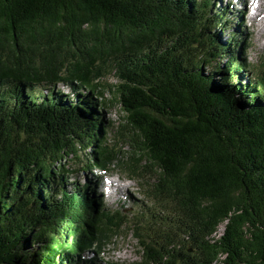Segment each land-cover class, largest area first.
<instances>
[{"label": "trees", "instance_id": "obj_1", "mask_svg": "<svg viewBox=\"0 0 264 264\" xmlns=\"http://www.w3.org/2000/svg\"><path fill=\"white\" fill-rule=\"evenodd\" d=\"M216 2L0 0V264H97L124 227L137 264H264V73L241 80ZM82 152L141 182L137 211L68 182Z\"/></svg>", "mask_w": 264, "mask_h": 264}, {"label": "rangeland", "instance_id": "obj_2", "mask_svg": "<svg viewBox=\"0 0 264 264\" xmlns=\"http://www.w3.org/2000/svg\"><path fill=\"white\" fill-rule=\"evenodd\" d=\"M220 1L222 2L221 6L218 3ZM218 2H216L214 11L222 13V22L225 23V28L223 30L221 27H218L213 31L217 32L224 43L232 39V37L244 43L245 52L243 58H245L246 63L250 67L243 73L241 80L245 82L246 79H249L253 82L258 73H264V36L260 37L258 34V24L260 23L261 25L262 22L251 19L253 8L249 7V5L255 4L253 3L255 0H218ZM240 9H243L247 15L245 12L241 13V15L237 13ZM240 47L239 45L237 50ZM104 82L115 83L116 78L111 74L105 78ZM57 87L64 94H73V90L68 86L58 84ZM97 98L102 103L106 99H113L114 95L107 91L103 97L98 95ZM108 103L110 104V102ZM124 113L123 109L116 102L105 109V117L114 123L112 129L109 130V137L112 140H118L116 130L125 121L123 119ZM88 152H90V149H88ZM85 154V152H82L79 158L73 157L67 160V168L73 170L72 174L70 173L69 175L68 182L86 183L89 176H94L99 180L96 183V190L103 203L112 210L124 207L128 212L137 211L138 206L136 205V201L133 202L130 198L134 196L137 200H144L145 197L141 194L140 190L141 182L130 178L126 171L118 168V166H112L107 171L85 169L84 163L87 162ZM111 180H116L119 187L113 185ZM145 201L148 203L147 200ZM137 241L135 235L124 227L119 235L115 236L101 248L99 254L88 253L85 256L88 258L94 255L97 264H137L141 261V253ZM88 264H92V262Z\"/></svg>", "mask_w": 264, "mask_h": 264}, {"label": "bare ground", "instance_id": "obj_3", "mask_svg": "<svg viewBox=\"0 0 264 264\" xmlns=\"http://www.w3.org/2000/svg\"><path fill=\"white\" fill-rule=\"evenodd\" d=\"M254 5L252 4L249 5V3H247V5H249V7L253 8V15L251 16V19H255V20H260L259 22H262V24L260 25V23L258 24L259 26V31L258 34L260 35V37L264 36V0H255ZM230 4H232V2H230ZM248 10V9H247ZM245 11L243 9H240L239 11H237V13H239L241 15V13H244ZM248 12V11H247ZM245 14L247 15V13L245 12ZM112 181V180H111ZM113 185H117V187H119V185L117 184L118 182L112 181ZM114 229V228H113Z\"/></svg>", "mask_w": 264, "mask_h": 264}]
</instances>
